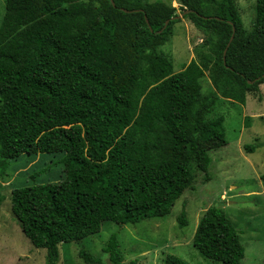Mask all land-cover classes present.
I'll return each instance as SVG.
<instances>
[{
	"label": "trees",
	"instance_id": "1",
	"mask_svg": "<svg viewBox=\"0 0 264 264\" xmlns=\"http://www.w3.org/2000/svg\"><path fill=\"white\" fill-rule=\"evenodd\" d=\"M113 1L6 0L0 204L11 161L63 154V181L15 188L11 197L24 234L47 249V264L58 263L61 243L94 235L105 221L135 224L168 215L193 189L196 171L207 174L210 152L227 144L222 119L210 120L220 99L245 104L264 84V0H256L250 30L236 0H215L212 14L203 0H178L205 36L195 48L197 60L180 72L159 51L180 21L177 9L162 0ZM205 72L213 83L208 93ZM139 82L146 88L137 100ZM261 179L264 185V173ZM178 223L188 225L185 207ZM193 244L224 264H242L245 257L222 206L207 208ZM103 250L112 264L123 263L117 234ZM79 256L102 264L84 249ZM165 264L188 263L168 255Z\"/></svg>",
	"mask_w": 264,
	"mask_h": 264
},
{
	"label": "rangeland",
	"instance_id": "2",
	"mask_svg": "<svg viewBox=\"0 0 264 264\" xmlns=\"http://www.w3.org/2000/svg\"><path fill=\"white\" fill-rule=\"evenodd\" d=\"M157 1V0H149ZM177 9L180 21L173 34L159 51L173 63V71H182L197 60L195 48L204 34L182 15L178 0H162ZM207 13L215 12V0H203ZM244 26L250 30L255 19L256 0H236ZM6 12V0H0V27ZM203 91L213 89L208 72L202 79ZM146 88L139 82L136 99ZM222 119L227 144L210 152L212 163L207 174L196 171L193 189L186 190L171 212L135 224L105 221L100 232L80 241L61 243L57 264H88L79 256L80 250L112 264L104 247L112 234H117L124 253L122 264H165L168 255H175L188 264H224L203 255L193 244L199 222L210 206H222L238 230L246 252L242 264H264V84L260 92L249 93L241 104L221 98L210 120ZM248 123V124H247ZM245 145L254 146V152ZM63 154L42 153L22 155L10 162L9 178L3 183L0 204V264H47V249L35 247L24 234L12 212V191L15 188L48 184L65 179ZM185 207L188 225L180 227L178 216Z\"/></svg>",
	"mask_w": 264,
	"mask_h": 264
},
{
	"label": "water",
	"instance_id": "3",
	"mask_svg": "<svg viewBox=\"0 0 264 264\" xmlns=\"http://www.w3.org/2000/svg\"><path fill=\"white\" fill-rule=\"evenodd\" d=\"M112 2H113V4H114V1L112 0ZM126 12H128V10H126V9H124ZM182 15H185V13H183ZM181 17V15H177L176 17H174V19H179ZM146 22L148 23V25L150 26V23H149V20H148V18L146 17ZM169 24V20L168 21H166V24H165V27L167 26ZM164 27V28H165ZM151 28V27H150ZM152 29V28H151ZM233 29H234V33H235V30H236V28L235 27H233ZM233 38H234V34L232 35V37H231V39H230V42H229V44H228V46L230 45V43L232 42V40H233ZM225 53H226V51H225Z\"/></svg>",
	"mask_w": 264,
	"mask_h": 264
}]
</instances>
